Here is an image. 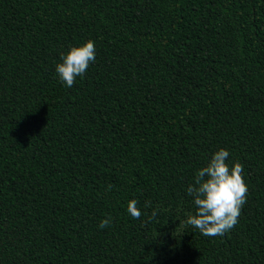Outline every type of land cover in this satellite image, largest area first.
Here are the masks:
<instances>
[{"label": "trees", "instance_id": "obj_1", "mask_svg": "<svg viewBox=\"0 0 264 264\" xmlns=\"http://www.w3.org/2000/svg\"><path fill=\"white\" fill-rule=\"evenodd\" d=\"M220 148L247 201L205 237L186 188ZM0 264H264V0H0Z\"/></svg>", "mask_w": 264, "mask_h": 264}, {"label": "clouds", "instance_id": "obj_2", "mask_svg": "<svg viewBox=\"0 0 264 264\" xmlns=\"http://www.w3.org/2000/svg\"><path fill=\"white\" fill-rule=\"evenodd\" d=\"M60 55L62 62L56 64L55 71L61 82L71 88L76 78L83 77L90 63L95 61V43L88 40ZM228 157L227 149H218L207 164L195 172L193 181L186 188L195 211L187 216L184 224L198 229L205 237L222 236L231 230L247 201L248 187L242 176L243 167L239 162L230 167ZM127 212L134 219L140 218L141 211L135 199L128 201ZM156 214L154 209L152 217ZM111 223L112 218L108 216L99 222L98 227L103 229Z\"/></svg>", "mask_w": 264, "mask_h": 264}]
</instances>
